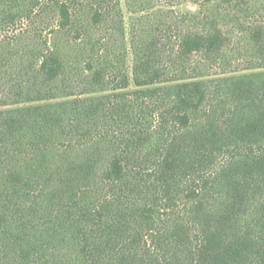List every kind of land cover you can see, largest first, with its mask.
<instances>
[{
	"label": "trees",
	"instance_id": "obj_1",
	"mask_svg": "<svg viewBox=\"0 0 264 264\" xmlns=\"http://www.w3.org/2000/svg\"><path fill=\"white\" fill-rule=\"evenodd\" d=\"M30 10L49 34L0 113L9 187L0 264H264V152L241 155L192 193L196 242L182 215L191 181L218 155L264 147V71L230 78L232 143L207 113L206 75L193 60L225 56L232 39L219 27L230 16L197 18L169 69L160 47L135 34L127 73L118 0H0V28ZM106 23L121 36H104ZM248 47L264 58V25L248 32Z\"/></svg>",
	"mask_w": 264,
	"mask_h": 264
},
{
	"label": "rangeland",
	"instance_id": "obj_2",
	"mask_svg": "<svg viewBox=\"0 0 264 264\" xmlns=\"http://www.w3.org/2000/svg\"><path fill=\"white\" fill-rule=\"evenodd\" d=\"M118 1L123 18L122 29L125 32L123 35L126 37L125 48L121 52L125 55L127 73L131 72L133 66L131 41L135 34H142L160 47L161 64L169 69L178 53L180 38L188 31L195 30L197 18L203 20L206 17L219 15L230 16V20L220 22L222 26L219 27L232 39L231 47L224 52L225 56L217 61H207L201 56L193 60L202 64L203 73L206 75L209 93L207 113H216L220 116L218 125L224 137L233 143L228 127L229 119L234 113V104L228 90L230 78L264 71V58L257 57L248 47V32L264 25V0ZM102 11L107 15L109 9L106 7ZM35 13L34 10H30L26 17L17 18L15 23L0 28V72L3 75V81L0 83V113L13 107L11 104L16 102L14 93L20 85L26 83V75L31 73L27 68V62L33 61L31 56L38 50L39 36L43 35L44 39L48 37V21L47 24H43L44 22L34 15ZM235 18L240 19L242 23L240 26L233 22ZM102 31L104 36H121V33L110 23H106ZM76 50L77 52L73 51L75 55L83 53ZM83 55L84 58L80 60L81 69L85 71L91 59L86 52ZM260 152H264V147L233 144L227 151L217 156V164L212 172L191 181L182 215L186 220L188 232L195 242V237H200L201 233L200 225L192 219L191 209L198 200V197L193 196L192 193L200 194L205 188L213 185L215 174L235 162L241 155ZM8 191L9 187L0 175V199ZM1 213L3 210L0 203Z\"/></svg>",
	"mask_w": 264,
	"mask_h": 264
}]
</instances>
